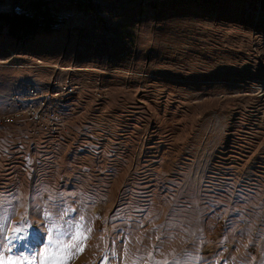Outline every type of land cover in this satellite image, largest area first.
<instances>
[{
    "label": "rangeland",
    "instance_id": "1",
    "mask_svg": "<svg viewBox=\"0 0 264 264\" xmlns=\"http://www.w3.org/2000/svg\"><path fill=\"white\" fill-rule=\"evenodd\" d=\"M46 1L58 32H0V111L76 89L66 129L0 130V256L19 227L37 264H264V0Z\"/></svg>",
    "mask_w": 264,
    "mask_h": 264
},
{
    "label": "trees",
    "instance_id": "2",
    "mask_svg": "<svg viewBox=\"0 0 264 264\" xmlns=\"http://www.w3.org/2000/svg\"><path fill=\"white\" fill-rule=\"evenodd\" d=\"M61 23L58 13L46 0H31L26 10H0V32L14 42L52 35L58 32ZM76 104V100H71L68 104L64 102L62 107L70 114L69 108Z\"/></svg>",
    "mask_w": 264,
    "mask_h": 264
},
{
    "label": "built area",
    "instance_id": "3",
    "mask_svg": "<svg viewBox=\"0 0 264 264\" xmlns=\"http://www.w3.org/2000/svg\"><path fill=\"white\" fill-rule=\"evenodd\" d=\"M70 91H75L72 83H70V88L62 93ZM67 126L68 119L47 116L41 114L38 109L33 111H0V130L11 131L16 135L28 134L32 138H37L40 135H46L47 130L66 129Z\"/></svg>",
    "mask_w": 264,
    "mask_h": 264
},
{
    "label": "snow or ice",
    "instance_id": "4",
    "mask_svg": "<svg viewBox=\"0 0 264 264\" xmlns=\"http://www.w3.org/2000/svg\"><path fill=\"white\" fill-rule=\"evenodd\" d=\"M6 231V229H5ZM22 233V229L17 227L14 229L13 236L7 241L9 243V255L0 256V264H37L36 258L29 259L28 256L20 258L18 253L20 251L21 242L24 243L25 250L28 249L27 236L24 234L16 235ZM56 241L49 240V248H45L44 252L40 255L38 264H67V260L71 258V248L72 245L63 247V241L57 236ZM77 240L87 239V236L77 235ZM15 249V254H12V249ZM58 250V251H57ZM0 251H3V245L0 244ZM78 251H83V247H80Z\"/></svg>",
    "mask_w": 264,
    "mask_h": 264
},
{
    "label": "bare ground",
    "instance_id": "5",
    "mask_svg": "<svg viewBox=\"0 0 264 264\" xmlns=\"http://www.w3.org/2000/svg\"><path fill=\"white\" fill-rule=\"evenodd\" d=\"M67 88H70V85L64 86L63 88H61L62 90H58V91L52 90L50 93H45L42 92L43 90H41L38 86H31L26 89L25 93L15 94L12 96V101L11 103L8 104V110L33 111L35 109H38L41 114L52 116L53 113L51 109L53 107V104L50 105V103L62 98L61 93L63 91H67ZM73 89H76V86H73ZM70 92H64V95ZM52 95H60V96L53 97Z\"/></svg>",
    "mask_w": 264,
    "mask_h": 264
}]
</instances>
